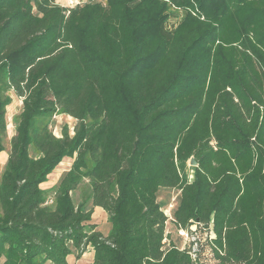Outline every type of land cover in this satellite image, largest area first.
I'll use <instances>...</instances> for the list:
<instances>
[{
    "label": "trees",
    "instance_id": "1",
    "mask_svg": "<svg viewBox=\"0 0 264 264\" xmlns=\"http://www.w3.org/2000/svg\"><path fill=\"white\" fill-rule=\"evenodd\" d=\"M11 96L0 264H264V0H0V153ZM83 179L106 237L72 201ZM161 189L176 227L207 234L195 260L163 249Z\"/></svg>",
    "mask_w": 264,
    "mask_h": 264
},
{
    "label": "rangeland",
    "instance_id": "2",
    "mask_svg": "<svg viewBox=\"0 0 264 264\" xmlns=\"http://www.w3.org/2000/svg\"><path fill=\"white\" fill-rule=\"evenodd\" d=\"M81 3L88 2L91 0H80ZM100 1V0H95ZM55 4L65 7L66 6V0H54ZM181 17V13H177L175 11L171 12V15H169L166 23L167 29H172L174 26H176V22H178L179 18ZM11 104L7 107V123H8V129L6 132V135L3 139V146L4 148H8V153L10 150L9 143H10V132H12L13 127L15 125L13 124V119L16 117L22 107L21 101L16 99L14 96H11ZM76 125V121L73 120L70 117L67 116H56L53 118L51 123V130L55 136H61V130L64 126L68 127V132L72 136L73 135V129ZM6 153H1L0 156V177L2 172L5 169L6 166ZM72 159L65 158L61 162V164L56 167V169L49 175L48 180L46 183H44L41 187L43 189L48 190V203L47 205H50L52 202V195L55 187L59 183L60 179L66 174V172L70 169V166L72 164ZM189 168H191L188 165ZM191 171L189 170V179ZM91 190L88 181L86 179H83L76 190H74L71 193L72 201L75 205V207L83 206L84 210H92V223L96 226V231H99L104 237H106L110 230H111V224L108 221L107 214L99 209V208H92L91 200H90ZM178 198V192L175 190H167V189H161L158 191V198L157 202L160 204L161 209L166 208V206L169 205V203L174 199L177 200ZM168 231H169V238L170 240L174 241L175 243L179 244L180 241L177 239L176 233L173 229V227L169 224L168 225ZM75 256L72 255L69 258V261L71 264L75 262ZM78 264H90L91 262V254L86 251V253L82 256V258L79 259ZM200 260L207 264H213L212 262H209L207 259V254L201 250L200 251Z\"/></svg>",
    "mask_w": 264,
    "mask_h": 264
},
{
    "label": "built area",
    "instance_id": "3",
    "mask_svg": "<svg viewBox=\"0 0 264 264\" xmlns=\"http://www.w3.org/2000/svg\"><path fill=\"white\" fill-rule=\"evenodd\" d=\"M81 3L80 0H66L65 8H73ZM192 178V176L190 175ZM177 200H172L166 208L161 209L166 220L164 223V235L162 240L163 249H168L170 247L178 248L184 250V248H190L189 255L195 260L197 258L198 245L202 244L205 241L207 234L199 232L197 224L193 223L188 230H183L182 228L175 226V220L173 218V210L176 206ZM48 203V202H47ZM46 203V204H47ZM171 225L176 233L177 239L180 243L177 244L169 238L168 225ZM212 234L209 235V238H213Z\"/></svg>",
    "mask_w": 264,
    "mask_h": 264
},
{
    "label": "crops",
    "instance_id": "4",
    "mask_svg": "<svg viewBox=\"0 0 264 264\" xmlns=\"http://www.w3.org/2000/svg\"><path fill=\"white\" fill-rule=\"evenodd\" d=\"M14 122V121H13ZM14 124V123H13ZM15 125V124H14ZM14 128L15 127H13V129H12V132H10V138H12V136L14 135ZM55 136V135H54ZM56 137H58L59 138V136H56ZM8 148H4V151L3 152H7L6 153V160H7V157H8V150H7ZM3 152H1V153H3ZM1 153H0V156H1ZM88 251V253H90L91 254V261H92V257H93V252H92V250L91 249H88L87 250ZM82 258V257H81ZM79 261L80 260H77V261H75L73 264H78L79 263ZM91 263V262H90ZM71 264V263H70Z\"/></svg>",
    "mask_w": 264,
    "mask_h": 264
},
{
    "label": "water",
    "instance_id": "5",
    "mask_svg": "<svg viewBox=\"0 0 264 264\" xmlns=\"http://www.w3.org/2000/svg\"><path fill=\"white\" fill-rule=\"evenodd\" d=\"M188 165L190 167H195L196 166V163L194 162V159H190L189 162H188Z\"/></svg>",
    "mask_w": 264,
    "mask_h": 264
}]
</instances>
